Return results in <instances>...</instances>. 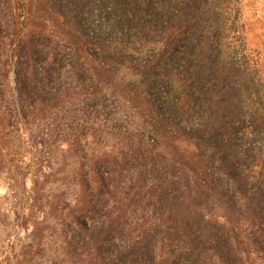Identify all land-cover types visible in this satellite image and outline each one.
Instances as JSON below:
<instances>
[{"label": "trees", "instance_id": "trees-1", "mask_svg": "<svg viewBox=\"0 0 264 264\" xmlns=\"http://www.w3.org/2000/svg\"><path fill=\"white\" fill-rule=\"evenodd\" d=\"M44 1L21 6L41 23L0 15V160L15 144L50 172L56 150L80 160L68 251L264 264V99L228 1ZM100 124L120 143L85 155Z\"/></svg>", "mask_w": 264, "mask_h": 264}, {"label": "rangeland", "instance_id": "rangeland-1", "mask_svg": "<svg viewBox=\"0 0 264 264\" xmlns=\"http://www.w3.org/2000/svg\"><path fill=\"white\" fill-rule=\"evenodd\" d=\"M35 1L0 0V15L11 24L13 19L19 17L20 20L25 16L30 19L28 24L41 23L40 12L34 10L35 14L29 16L21 8ZM227 1L228 8L232 7L231 16L237 18L236 27L243 46L241 60L254 72L264 99V0ZM42 14L46 16V13ZM46 19L53 23L52 16ZM10 81L13 82L12 76ZM178 83H172L173 90L180 88ZM107 104L108 109L115 105L110 100ZM107 116L106 123L110 121ZM98 127H103L104 134L87 142L85 155L93 157L111 144L120 143L118 134L107 133V130L105 133L109 127L107 124ZM123 129H127L130 135L136 132L134 127L121 128L120 132ZM125 144L121 141V145ZM4 154V160H0V264H79L81 256L78 251L69 252L67 249L68 241L74 243L69 226L75 221L67 220L68 226H65L63 215L78 202L79 179L74 168L80 160H75L73 154L62 158L56 150L50 172L42 164L32 162L29 158L31 150L25 144L20 147L15 144L4 150ZM50 201L56 204L55 211L48 210ZM43 208L45 213L42 216ZM206 264L220 262L214 256H207Z\"/></svg>", "mask_w": 264, "mask_h": 264}]
</instances>
